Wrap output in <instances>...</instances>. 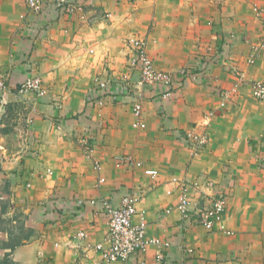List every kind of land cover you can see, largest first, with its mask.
<instances>
[{
    "label": "crops",
    "instance_id": "obj_1",
    "mask_svg": "<svg viewBox=\"0 0 264 264\" xmlns=\"http://www.w3.org/2000/svg\"><path fill=\"white\" fill-rule=\"evenodd\" d=\"M79 1L82 11L62 17L52 4L35 14L25 0H0V68L11 90L0 103V264H94L109 229L101 199L119 205L128 191L141 194L134 222L143 214L148 235L170 243L129 264H264V98L247 85L264 80V0ZM132 36L147 39L175 81L143 86L134 74L131 95H103L93 80L116 84L130 73ZM182 69L192 73L183 81ZM29 75L43 78L46 97L18 93ZM136 100L143 127L134 125ZM192 129L209 135L196 155L185 139ZM129 155L143 165L118 164ZM206 179L213 189L197 184ZM184 182L194 207L227 192L231 232L207 229L196 212L183 218ZM80 199L98 203L81 210Z\"/></svg>",
    "mask_w": 264,
    "mask_h": 264
},
{
    "label": "built area",
    "instance_id": "obj_2",
    "mask_svg": "<svg viewBox=\"0 0 264 264\" xmlns=\"http://www.w3.org/2000/svg\"><path fill=\"white\" fill-rule=\"evenodd\" d=\"M27 7L32 13L43 14L46 12L49 5L53 7V11L57 16H71L83 10L84 6L79 0H25ZM130 47L129 68L130 73L126 74L122 81L114 84L106 76H96L93 80L94 89L100 91L103 95H113L124 98L133 93L132 83L133 75H137V81L143 86L155 87L161 85H171L177 75L172 72L160 70L156 67L154 59L149 52L148 41L144 37L132 36L127 39ZM262 44L256 45L251 54L249 61L255 62L259 55ZM203 69L207 66L203 64ZM201 73V69L194 71ZM181 81L185 76L191 75V71L182 69L179 71ZM10 74L0 68V103L7 104L8 97L11 93L9 89ZM248 87L253 97L257 99L264 98V80H253L248 82ZM33 92L35 95L44 98L47 96L48 90L44 84L43 78L40 75H29L18 88V93L21 95ZM133 112L136 117L134 125L143 127L144 120L142 118L143 107L141 101L136 100L133 105ZM208 133L195 129L189 130L185 139L192 149L194 155L200 153L209 141ZM81 145L85 147L88 156L92 151V146L88 137L81 138ZM264 167V157L262 158ZM128 164L130 166H142L143 163L133 156L121 157L118 164ZM51 173V171H49ZM145 173L152 177H156L159 173L156 169H145ZM209 189H213L216 185L212 179H206L202 183ZM190 185L186 182L180 185V200L176 206L183 218L190 219L193 212H196L202 225L207 229H218L224 232H231L224 224L225 214L228 207V194L226 191L219 188L213 194H206L202 206L198 204L194 207L193 200L190 194ZM141 194L137 191H128L122 198L119 205H114L109 199H101L105 210L109 215V229L105 241L95 245L96 251L100 254L99 260L94 264H111L113 262H121V264H129L134 255L146 253L151 245H157L159 248L168 247L167 241H162L157 237L148 235V222L143 214L138 222H134V217L138 214L137 204ZM97 199H88L78 201L79 209H84L90 205H96ZM79 236L85 237L86 233L81 231ZM183 250L191 254L193 249L183 247ZM164 257L162 249H159L158 260L161 261ZM73 264H81L76 261ZM178 264V263H173ZM183 264V263H181ZM200 264H210L209 262H201Z\"/></svg>",
    "mask_w": 264,
    "mask_h": 264
},
{
    "label": "rangeland",
    "instance_id": "obj_3",
    "mask_svg": "<svg viewBox=\"0 0 264 264\" xmlns=\"http://www.w3.org/2000/svg\"><path fill=\"white\" fill-rule=\"evenodd\" d=\"M257 9H259L260 7L256 6ZM150 52V51H149ZM153 58V57H152Z\"/></svg>",
    "mask_w": 264,
    "mask_h": 264
}]
</instances>
